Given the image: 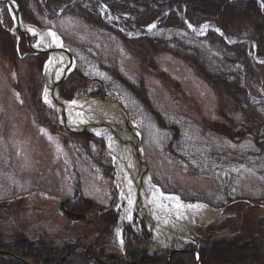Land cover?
Masks as SVG:
<instances>
[{
	"label": "rangeland",
	"instance_id": "obj_1",
	"mask_svg": "<svg viewBox=\"0 0 264 264\" xmlns=\"http://www.w3.org/2000/svg\"><path fill=\"white\" fill-rule=\"evenodd\" d=\"M1 4L0 240L37 242L42 238L47 245L60 248L76 244L82 235L80 242L90 244L97 233L89 220L96 213L90 212L93 218L72 222L59 208L63 204L72 209L67 203L78 198L76 190L97 207L118 205L115 162L104 139L88 132L72 135L60 125L57 113L43 100L49 56L30 47L26 35L16 28L10 8ZM28 14L30 21L22 20L24 25L56 32L74 57L73 72L61 84V94L70 97V102L90 98L121 104L139 129L154 185L185 203L202 202L213 210L211 222L195 227L189 242L176 249L196 247L204 231L225 218L224 205L229 201L264 202V83L257 85L244 78L245 85L253 87L250 94L239 95L246 104L238 105L177 55L176 51L186 52L180 44L184 31L172 27L158 31L153 41L165 45L163 51L142 57L130 45L139 32L115 27L121 32L118 35L58 11V18L47 19L48 26L39 27L30 23L36 13ZM106 18L113 21L111 16ZM196 36L204 38L205 34L197 32ZM31 37L35 38L33 46H38V38ZM203 42L197 53L189 55L208 71L223 69L221 54L203 52L201 47L208 44ZM38 49L44 48L39 45ZM84 87V94L76 97ZM102 163L109 165L108 172L96 169ZM122 213L123 208L120 218ZM137 217L134 228L147 232V218ZM147 228L153 239L152 227ZM111 244L116 247L112 252L123 256L122 244L113 235ZM158 246L159 253L174 252ZM138 250V257L157 255L146 240L139 242ZM198 255L196 263L201 264Z\"/></svg>",
	"mask_w": 264,
	"mask_h": 264
},
{
	"label": "trees",
	"instance_id": "obj_2",
	"mask_svg": "<svg viewBox=\"0 0 264 264\" xmlns=\"http://www.w3.org/2000/svg\"><path fill=\"white\" fill-rule=\"evenodd\" d=\"M17 2L20 5L22 20L29 23L28 13L34 12L37 15H34L30 23L39 27H47V19L58 18V11L61 16L74 15L92 27L118 35H121L117 30L120 27L133 33L139 32L141 35L138 39L131 40L130 45L136 47L142 57H148L151 53L164 48L165 45L161 42L153 41L158 31L171 27L184 31L185 35L180 44L184 46L183 50L186 52L182 54L176 51L177 55L189 63L195 73H201L209 84L224 91L238 105L246 104L243 98L239 99V95L246 96L248 92L250 94L253 87L250 85L248 88L243 81L244 78H249L257 85L264 83V0H17ZM1 6L4 7L5 4ZM107 16H111L113 21L107 20ZM205 24L217 28L221 35L209 30L204 38L196 36V29ZM149 26H154V29L148 31L146 28ZM226 39L244 42L229 43ZM204 40L208 44L201 47V50L221 54L223 69L216 72L208 71L189 55L192 52L197 53L198 44H204ZM34 41L35 38L32 37L31 42ZM66 85L64 84V87ZM82 89L78 91L76 97L80 98L84 94L86 88ZM134 91L137 92V89ZM63 97L70 100V97L64 94ZM176 134L174 137L177 141ZM228 136L229 139H233ZM102 165L101 167L108 172L109 165L104 163ZM76 192L78 198L67 204L79 212L96 213L93 225L97 234L93 242L87 245L81 243L80 241H83L81 235L77 238L76 244L67 243L59 248L47 245L42 238L37 242L15 238L8 243L0 240V249L15 254L29 264H197L196 249L200 253L201 264H264L263 201L243 202L245 204H233L229 201V204L224 205L225 218L204 231L202 240L193 247L195 250L192 248L173 252L170 257L164 254L142 258L137 256L139 242L148 238L150 233L145 231L144 237L136 233L134 229L136 220L132 224L124 225L126 255L114 254L112 251L116 247L111 242L119 211L114 208L97 207L90 199L79 196L81 195L79 190ZM0 264L23 263L9 255L0 254Z\"/></svg>",
	"mask_w": 264,
	"mask_h": 264
},
{
	"label": "bare ground",
	"instance_id": "obj_3",
	"mask_svg": "<svg viewBox=\"0 0 264 264\" xmlns=\"http://www.w3.org/2000/svg\"><path fill=\"white\" fill-rule=\"evenodd\" d=\"M11 5L13 13L16 5L14 2ZM21 30L36 35L39 45L44 49H55L50 52L44 66V102L57 113L58 120H66L68 128L82 130L86 127L105 140L115 162L119 199L124 204L121 223L137 214L147 218L154 239L161 247L173 249L183 242H189V235L195 227L211 222L214 218L213 210L204 203L189 204L177 195L163 194L150 177L142 180L140 159L135 156L133 146L138 138L141 140L140 132L120 104L110 99L60 100V90L56 84L69 65L68 56L56 51L63 46L60 37L49 29L23 24ZM38 46L35 48L38 49ZM156 247L154 250L159 249Z\"/></svg>",
	"mask_w": 264,
	"mask_h": 264
},
{
	"label": "water",
	"instance_id": "obj_4",
	"mask_svg": "<svg viewBox=\"0 0 264 264\" xmlns=\"http://www.w3.org/2000/svg\"><path fill=\"white\" fill-rule=\"evenodd\" d=\"M10 1L15 2V4L17 5L16 8H14V21H15V26L17 27V29L19 31L23 32L26 35L27 40H28V44L30 45V47L36 53H38V54H50V52H52L53 50H55V49H51V50H49V49H37V48H35L30 43V36H32V35L29 34L27 31L21 30V25L22 24L24 25V23H23V21L21 19L20 6H19V4L15 0H2V2H6L9 5L11 4ZM24 26H26V25H24ZM54 33L57 35L56 32H54ZM56 51L63 52L69 58V65L67 66L66 70L64 71L63 76L61 77L60 81L56 84L57 85V88L60 90L61 84L64 83V81L68 78V76L70 75V73L73 70V67H74V57H73L72 53L67 48H65L64 46L59 47L58 49H56ZM59 98H60V100H63L64 101V98L61 95V93L59 94ZM121 107L123 108V110L125 111L126 115L128 116V112L126 111V109L122 105H121ZM59 123H60V125L64 129H66L67 131H69L70 133H73V134H80V133H83V132L92 133V132L88 131L86 127H84L82 130H75V129H72L70 127L68 128L66 126V124H65L66 123V120H63V122H61L59 120ZM135 128L137 129V131H139V129H138L137 126H135ZM92 134L95 135L94 133H92ZM99 138H101V137H99ZM133 146H134V149H135V151H134L135 156H137L140 159V166L142 167V171H141L142 180H144L145 178L147 179V178L150 177V175H149V171H148V165H147V163H146V161L144 160V157H143V152L141 153V151H142V148H141V140L138 138V140H136V142L133 143ZM59 213L64 218L70 219L73 222H78V221L84 220L87 217V214H88V213H75V212H71V211L67 210L66 208H64L63 204L59 208ZM149 241H150V243L153 244V239H150ZM156 246L157 245L153 244V247L157 248ZM0 254H2V255H8L10 253H8L6 251H3V250L2 251L0 250ZM10 255H11L12 258L17 259V260L23 262L24 264H29V263L25 262L24 260H22L20 257H18L16 255H13V254H10Z\"/></svg>",
	"mask_w": 264,
	"mask_h": 264
},
{
	"label": "snow or ice",
	"instance_id": "obj_5",
	"mask_svg": "<svg viewBox=\"0 0 264 264\" xmlns=\"http://www.w3.org/2000/svg\"><path fill=\"white\" fill-rule=\"evenodd\" d=\"M52 35H54V34H52Z\"/></svg>",
	"mask_w": 264,
	"mask_h": 264
}]
</instances>
